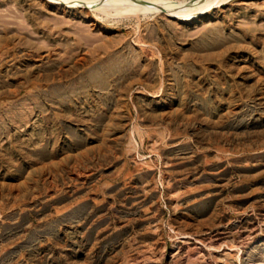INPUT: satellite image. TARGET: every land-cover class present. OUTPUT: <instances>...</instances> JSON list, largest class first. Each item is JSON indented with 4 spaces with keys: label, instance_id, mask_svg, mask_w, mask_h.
I'll list each match as a JSON object with an SVG mask.
<instances>
[{
    "label": "rangeland",
    "instance_id": "374dc122",
    "mask_svg": "<svg viewBox=\"0 0 264 264\" xmlns=\"http://www.w3.org/2000/svg\"><path fill=\"white\" fill-rule=\"evenodd\" d=\"M84 1L0 0V264H264V0Z\"/></svg>",
    "mask_w": 264,
    "mask_h": 264
},
{
    "label": "bare ground",
    "instance_id": "6f19581e",
    "mask_svg": "<svg viewBox=\"0 0 264 264\" xmlns=\"http://www.w3.org/2000/svg\"><path fill=\"white\" fill-rule=\"evenodd\" d=\"M73 1V0H72ZM75 2H77V4H81L82 2H85L84 0H82V2L81 3H78L79 2V0L77 1V0H74ZM81 1V0H80ZM91 1H93V2H97V3H99L101 6H104V7H106V8H110V9H115L117 12L116 13H119V12H121L120 14H128V13H132V12H134V13H139V12H145V11H143L142 9H144V7H141V6H136V5H132V4H119V3H113V1L112 2H108V0H102L103 2L102 3H100V2H98V1H100V0H91ZM92 2V3H93ZM205 2H206V0H205ZM74 3V2H73ZM92 3H90V5H92ZM88 3H85V4H83L84 6L85 5H87ZM192 4V3H191ZM82 5V6H83ZM89 5V6H90ZM93 5H95V4H93ZM98 5V4H97ZM201 5V4H200ZM195 6V5H194ZM199 8V7H198ZM109 10V9H108ZM151 11V10H150ZM175 12H177L176 10H175ZM182 12H183V10H182ZM176 14V13H175ZM177 14H179V12L177 13ZM136 15V14H135ZM128 16V15H127Z\"/></svg>",
    "mask_w": 264,
    "mask_h": 264
}]
</instances>
